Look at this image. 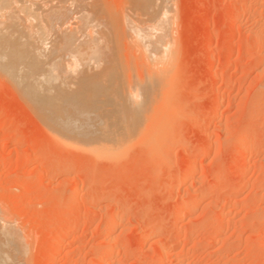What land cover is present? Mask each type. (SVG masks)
Returning a JSON list of instances; mask_svg holds the SVG:
<instances>
[{
    "label": "rangeland",
    "instance_id": "rangeland-1",
    "mask_svg": "<svg viewBox=\"0 0 264 264\" xmlns=\"http://www.w3.org/2000/svg\"><path fill=\"white\" fill-rule=\"evenodd\" d=\"M12 1L27 18L16 17V10L17 22L9 18L15 29L27 25L20 30L26 46L19 41L25 47L19 52L37 49L46 58L56 47L52 62L47 57L52 67L47 74L69 68L64 72H72L71 79L58 75L59 81L70 80L68 90H56L64 83H56L55 75L51 85L54 79L39 69L50 81L42 78L50 85H41L60 92V99L71 98L60 108L84 106L87 111L80 113L70 105L79 123L84 117L81 123L96 130L75 124L72 112L73 120L69 115L65 120L70 107L55 110L63 100L47 104L40 96L31 103L0 72V264H264V0H50V5L44 0L49 7L41 0ZM21 2L29 12L61 5L57 25L63 29L53 25L55 18L51 25L57 31L48 27L47 17V24L41 23L48 15L39 9L43 17L36 22L31 15L37 25L31 22ZM3 19L1 28L13 25ZM40 25L54 29L63 44H51L54 37L44 29L53 40L47 37L42 48L39 36L46 33ZM79 44V57L91 58L72 54ZM57 49L65 51L58 55ZM65 53L63 66L53 62L64 60ZM57 114L70 126L55 119ZM103 116L108 126L105 120L100 124ZM109 120L115 124L109 126ZM67 121L74 130L86 126V135L100 131L101 137L87 136L92 138L87 142L109 147L113 142L114 148L120 141L117 149L108 155L100 151L104 156L90 152V146L76 143L87 140L80 139L84 133L75 138ZM56 122L70 127L66 131L75 133L76 144L52 133L64 130ZM124 133L130 135L121 145Z\"/></svg>",
    "mask_w": 264,
    "mask_h": 264
},
{
    "label": "bare ground",
    "instance_id": "bare-ground-1",
    "mask_svg": "<svg viewBox=\"0 0 264 264\" xmlns=\"http://www.w3.org/2000/svg\"><path fill=\"white\" fill-rule=\"evenodd\" d=\"M16 1H17V0H16ZM19 1H20V0H19ZM31 1H32V4L35 3V2H33V1H35V0H31ZM41 1L44 2V0H41ZM58 1H59V0H58ZM61 1H62V0H61ZM139 1H140V0H139ZM152 1H154V0H152ZM37 2H38V0H37ZM49 2H50V0L48 1V3H49ZM51 2H54V0H52ZM56 2H57V1H55L54 4H56ZM63 2H64V0H63ZM140 2H142V1H140ZM143 2H144V1H143ZM143 2H142V3H143ZM149 2H151V0H150V1L148 0V1H147V3H149ZM162 2H163V1H162ZM16 3H17V2H14V1H12V0H0V12H1L0 16L3 17L4 19H7V18L9 19V18H11V17L14 18L15 15H16V14H14V11L16 10V9H15V8H16V6H15ZM44 3H45V2H44ZM48 3H47V4L45 3V4L48 5ZM58 3H59V2H57V4H58ZM145 3H146V2H145ZM155 3H156V1H155ZM13 4H14V5H13ZM21 4L25 5V3H22V2H21ZM32 4H31V5H32ZM39 4H40V3H36V6L39 5ZM45 4H44V5H45ZM65 4H66V1H65ZM18 5H20V4L18 3ZM18 5H17V6H18ZM44 5H43V7H44ZM49 5H50V3H49ZM49 5H48V7H49ZM63 5H64V4H63ZM153 5H154V4H153ZM13 6H15V7H13ZM26 6H27V7H26ZM53 6H54V5H53ZM59 6L61 7V5H59ZM20 7H22V9H21V8H20V9L23 11L24 6L20 5ZM48 7L45 6V8L47 9V11H44V10H46V9H44V10H43V9L40 10V8H38V9H39L40 12L43 14V16L46 14V15H48L49 17H52L53 14H55V13H53L54 11H51L52 9H53V10H54V9L57 10V13H56L57 15H58L59 12L61 13V14L58 15L57 19H56V16H57V15L55 14L56 16L54 15L53 18H49L48 16H44V19H45V21H44L43 18H41V17H43L42 14H39V10H38V9H35V10H37V11H35L36 13H35V12H32V11L29 12V8H30V6L27 5V4L25 5V9L27 8L26 10H27L28 12H27L26 10H25V12H27L26 14L29 13V14L27 15V17H29V16H31V15H32L33 17L36 15V17H37L38 15H41V17H39V16H38V17L41 18L42 20H40L38 17L35 18V19H34L32 16L29 17L28 19H30L31 22H32V21H33V22H35V21H36V22H39V20H40L41 23H42V21H43L44 24H47V22L50 21V22H48V27H50V26H51V27H54V26H55V27H57L58 29L61 28L60 25H59V27H58V25H57V24H58L57 21H60L59 19L61 18V15H62V17H63V14H62V7H61V8H60V7H59V8L57 7L60 11H59L58 9H56V7L52 8V6H51L50 9H49ZM64 7H65V6H64ZM66 7H67V6H66ZM76 7H77V6H76ZM149 7H150V6H149ZM161 7H162V6H161ZM7 8H8L9 10H6ZM63 9H65V8H63ZM75 9H76V8H75ZM3 10H4V12H2ZM85 10L87 11L86 8H85ZM16 11H17V15H16V17H17L18 15L21 14V11H20V10H16ZM63 11H64V10H63ZM18 12H20V14H18ZM31 12H32V14H30ZM87 12H88V11H87ZM49 13H50V14H49ZM13 14H14V15H13ZM26 14H25V15H26ZM51 14H52V15H51ZM64 14H65V13H64ZM12 15H13V16H12ZM87 15H88V14H87ZM59 16H60V18H59ZM64 16H65V15H64ZM1 17H0V18H1ZM16 17H15V18H16ZM18 17L21 18V19L23 18V20H25V18H24L25 16H24V15H23V17H21V15L18 16ZM46 17H47L48 21H47ZM75 17H76V16H74V18H75ZM80 17H81V16H80ZM87 17H88V16H87ZM3 18H2V19H3ZM15 18H14V19H15ZM32 18H33L35 21H34V20H31ZM54 18H55L56 22L54 21V22H55V23L53 24L54 26H52V25H51V24H52L51 21H53ZM76 18H77V17H76ZM82 18H83V17H82ZM82 18H80V19L82 20ZM151 18H152V17H151ZM2 19H0V21H1ZM4 19H3V21H4ZM37 19H39V20L37 21ZM52 19H53V20H52ZM68 19H69V18H68ZM68 19H66V20H68ZM85 19H87V18L84 17V19H83V20H84V24L86 23ZM9 20H10V19H9ZM15 20H16V22H17L18 19H15ZM23 20H22V21H23ZM70 20H73V19H70ZM76 20H77V19H76ZM83 20H82V21H83ZM163 20H164V19H163ZM19 21H20V19H19ZM19 21H18V23H19ZM22 21H21V22H22ZM26 21H27V18H26V20L23 21V22H26ZM68 21H69V20H68ZM77 21H78V20H77ZM149 21H150V20H149ZM16 22L13 23V22H11V20H10V23L13 24L12 26L15 25L14 27L9 26V23H7V24L5 23L6 25H3L4 27L1 28V24H0V72H1L2 74H3V73L6 74V76L9 77L10 80L12 79V80L15 82V85H17V87L13 84L14 82H13L12 84H13L16 88L19 87V90L22 91V93L24 94L23 96L26 97V98L29 99V100H32V101H30L31 103H33V101H34V99H36V97H40V96H42L41 99L43 98V99H42L43 102L45 101V102H47V104H52V102H53V104H55V105H57V103L59 104L58 101H59V100L61 101V100L65 99L67 96H66V94H64V95H65L64 98L60 99V97H61L62 95H60V97H59V93H60V92L58 93V91H60V90H61V92H63L64 90L67 91L68 89H66V87L68 88L69 85L67 86V85H65V84H66V83H69L70 80L65 81L66 83H64V82L61 81V80L59 81L58 78L61 79L62 76H61V78H60V76L58 77V75H59V74H60V75H63V74L66 73V72L69 74V72H68L69 68H67L66 70L60 68L61 70L59 69V71H57V70H53L54 73H55V72H57V73L60 72L59 74H56V73H55V75H57L56 83L58 82V83L62 84V82H63L65 86H64L63 84H62V85H63L64 87H62V85L57 84L60 88H59V89H58V88H55V89L58 90V91H56L55 89L52 90L53 88H49V89H48V88H47V89L44 88V87H43V86L45 85L44 82H46V85H48L49 83H47V82L49 81V79H50V80H51V79H54L53 77L55 76V75H53V77H50V75H48V74H50V73L47 74V72H48V71L50 72L49 67L52 68L50 65H48V63H49V60H48V59L51 57V54H54V50L56 49V47L54 46V47H55V48H54L53 45H52V47H53L52 50H51V48H49V49L51 50V52L47 54L48 56H46V58L44 57V55H42V54H45V55H46V53L40 52V51H38L37 49H36V53L33 52L34 50H26L27 53H20V52H19V49L24 47V46H22V45H25V44L23 43V40H22V39L26 38V37H25V33H23V34H24V36H23V34H21V32H23V31L20 32V30H22V29L24 30V29L27 27V25H26V27L23 26V27L20 28V29H19V28H18V29H15V27H16V28L18 27V25H16ZM31 22H30V23H31ZM36 22H35V23H36ZM79 22H80V21H79ZM153 22H154V21H153ZM162 22H163V21H162ZM41 23H40V24H41ZM157 23H159V21H158ZM24 24H25V23H24ZM38 24H39V23H38ZM49 24H50V25H49ZM55 24H56V25H55ZM77 24H78V23H77ZM79 24H80V23H79ZM84 24H83V26H84ZM87 24H88V22L86 23V26H88ZM20 25L22 26L23 23H19V27H20ZM31 25H32V24H31ZM36 25H37V23H36ZM36 25L34 24V26H36ZM8 26H9V27H8ZM32 26H33V25H32ZM34 26H33V27H34ZM40 26H42V25H40ZM131 26H132V25H131ZM131 26H130V28H131ZM144 26H146V25H144ZM160 26H161V25H160ZM43 27H44V26L40 27L41 29L39 28V30H40L42 33H44V32L46 33V31H49V30H50V34H51V35L48 34L49 32H47L46 34H48V35H46V34L44 35L46 38H47V37L49 38V35H50V36H53V37H54V35H56V33L54 34V32H53V30L55 29V27H54V29H49V30H47V29H48L47 26H46L45 28H43ZM138 27H139V26H138ZM142 27H143V26H142ZM8 28H9V29H8ZM10 28H11V29H10ZM28 28H29V26H28ZM28 28H27L26 30L29 32L28 35H30V31L28 30ZM34 28H35V27H34ZM46 28H47V29H46ZM57 28L55 29L56 31L58 30ZM144 28H145V27H144ZM44 29H46V31H44ZM61 29H63V28H61ZM150 29H151V28H150ZM9 30L14 31V32H11V31H10L11 34L13 33L12 35L8 33ZM16 30H17V32H19V33L21 34V36H20V34L15 33ZM26 30H25V31H26ZM30 30H31V29H30ZM34 30H36V29H34ZM39 30H36L35 33H33V31H31V32H32L33 34H35V36L38 37V36H39L38 34L41 35V32H39ZM51 30H52V33H53L54 35L51 33ZM75 30H76V29H75ZM37 31H38L39 33H38ZM43 31H44V32H43ZM64 31H65V30H64ZM72 31H73V30H72ZM76 31H79V33L81 32L80 29H79V30H76ZM130 31H131V30H130ZM58 32H59V31H58ZM58 32H57V33H58ZM60 32H61V31H60ZM90 32H91V31H90ZM14 33H15V34H18L19 37H18V36H15ZM37 33H38V34H37ZM62 33H64V32L62 31L61 34L59 33V35H62ZM70 33H71V32H70ZM74 33H75V31H74ZM76 33H78V32H76ZM36 34H37V35H36ZM80 34H81V33H80ZM162 34H163V33H162ZM28 35H27V39H26V40H30V39H31V37H28ZM70 35H71V34H70ZM72 35H74V34H72ZM77 35H78V34H77ZM159 35H160V34H159ZM11 36H15V38L12 37V38H14V40L11 38ZM22 36H23V37H22ZM30 36H32V35H30ZM44 36H43V34H42V37H41V36H39V37H40V38H44L45 41H43V39H41L42 42H38V41H40V40L37 39V38L35 39V37L32 38L31 41H32V42L34 41V42H33L34 44H38V43L42 44V46L39 45V44H38L37 46H41V47L43 48V46H44L43 44H45V42H47V44H48V41H47V40H49V39H50V40H51V39L53 40V37H50L49 39H48V38L45 39ZM56 36H58V35H56ZM135 36H136V35H135ZM17 37H18V38H17ZM32 37H33V36H32ZM62 37H63V35H62ZM65 37H67L66 39H67L68 41L71 40V39H69V38L71 37V36H69V34H68V35L66 34ZM73 37H74V36H73ZM73 37H72V41L75 39V37H74V38H73ZM86 37L88 38V36H85V39H86ZM142 37H144V36H142ZM145 37H147V38L149 37V39L151 38L150 36H146V34H145ZM160 37H161V35H160ZM16 38L19 39V40H17ZM20 38H21V39H20ZM59 38H60V37H59ZM59 38L57 39V37H54V40H53V41H50L51 44H53L52 42H56L57 40L60 41L61 44H63V43H62V40H60ZM90 38H91V40H92V35H91ZM93 38H94V37H93ZM152 38H153V37H152ZM63 39H65V38H63ZM81 39H82V38H81ZM83 39H84V38H83ZM85 39H84V40H85ZM139 39H140V38H139ZM21 40H22V45H21V43L19 42V41H21ZM36 40H37L38 43L36 42ZM89 40H90V39H89ZM89 40L86 39V41H89ZM158 40H159V39H158ZM68 41H67V42H68ZM86 41H85V42H86ZM94 41H96V39H95ZM154 41H155V40H154ZM18 42H19V43H18ZM32 42H31V43H32ZM63 42H65V40H64ZM72 43H76L75 40H74V42H72ZM72 43L70 42V44H69V43H67V44H68V46L70 47V46L72 45ZM86 43L88 44L89 42H86ZM49 44H50V43H49ZM27 45L30 46L31 44L29 43V44H27ZM65 45H66V44H65ZM154 45H155V44H154ZM156 45H157V44H156ZM25 46H26V45H25ZM28 46H27V47H28ZM33 46H34V45L32 44V47H33ZM49 46L51 47V45H49ZM78 46H80V44L77 45V46L73 45V48L71 47V51H72L73 53H72V52H71V53L74 54V55H77V53H78V55H77L78 58L82 57L81 59H83V57L85 56L84 54H83V56H80V57H79V55H80L79 52H82L83 48H82V50H81V49H80L81 47H78ZM152 46H153V45H152ZM35 47H36V46H35ZM35 47H34V48H35ZM45 47H47V46H45ZM45 47H44V48H45ZM57 47H58V46H57ZM76 47H78L79 49H77ZM24 48H25V47H24ZM74 48L77 49V50H79V51H77V50L75 51ZM45 49H46V48H45ZM53 49H54V50H53ZM69 49H70V48H69ZM72 49H74V51H73ZM61 50H62V49H61ZM67 50H68V49H67ZM98 50H99V49H98ZM98 50H97V51H98ZM160 50H161V49H160ZM37 51H38V52H37ZM52 51H53V52H52ZM58 51H60V50L57 49L55 53L58 54V53H59ZM62 51H65V49H63ZM62 51H61V53H62ZM99 51H100V50H99ZM76 52H77V53H76ZM94 52H95V51H94ZM41 53H42V54H41ZM61 53H59V54H61ZM82 53H83V52H82ZM92 53H93V52H92ZM161 53H162V52H161ZM59 54H58V55H59ZM65 54H66V55L64 56V60L62 59L63 57L61 58V57L58 56L59 59H58V58L56 59V58H54V56L52 55V58H53V59H56V60H53V62H54V61H59V60H60V61H59V62H60V66H63L64 62L62 63V61H65L66 59H68L67 57L69 56L67 53H65ZM98 54H99V52H98ZM158 54H159V52H158ZM87 55H88V54H86V56H87ZM91 55H92V54H90V55H88V56H90V58H91ZM99 55H100V54H99ZM40 56H41L42 58H44V60H46L47 65H48V66H47L48 68H47L46 66L41 65V64L43 63V61L41 62V60H40ZM49 56H50V57H49ZM60 56H61V55H60ZM86 56H85L84 59H83L84 61H85L86 58L88 57V56H87V57H86ZM47 57H48V59H47ZM60 58H61V59H60ZM90 58H89V60H91ZM42 60H43V59H42ZM51 60H52V59L50 58V62H52ZM89 60H87V62H88ZM81 61H82V60H81ZM98 61H99V60H98ZM94 62H95V61H94ZM44 63H45V61H44ZM56 63H57V64H56ZM56 63H54V64H56V68H57V65H59V64H58V62H56ZM83 63H84V62H83ZM49 64H50V63H49ZM78 64L80 65V63H78ZM79 65H78V66H79ZM85 65H86V64H85ZM85 65L83 64L82 68L85 67ZM96 65H97V64H96ZM42 66L45 67V68L48 69V70L46 71V69L43 68ZM53 66H54V65H53ZM88 66L90 67L91 65L89 64ZM69 67H70V66H69ZM29 68H30V72H29V70H28ZM33 68H34V70L37 69V71H35L36 73H33V74H37V73L41 74V72H42V74H43V72L45 71V72H46L45 74H47V76H48L49 79H48L46 76H45V78H44V76H42V78L45 79V80H46V78H47L48 81H43V79L41 78V76H39V74L34 75V76L32 75L33 77H32V76H29V77H28V75H29L30 73H32V69H33ZM53 68H54V67H53ZM65 68H66V67H65ZM73 68H74V67H73ZM73 68H72V69H73ZM77 68H78V67H76L75 69L77 70ZM85 68H86V67H85ZM39 69H41V72H39V71H40ZM54 69H55V68H54ZM87 69H88V68H87ZM92 69H94V68H92ZM38 70H39V71H38ZM51 70H52V69H51ZM62 70H63V71H62ZM64 71H66V72H64ZM72 71L75 72L74 69H73ZM80 71H82V70H80ZM33 72H34V71H33ZM61 72H62V73H61ZM63 72H64V73H63ZM70 72H71V71H70ZM83 72H84V71H83ZM91 72H92V70H91ZM67 73L64 74L65 76H63L64 79H62V80H67V79H65L66 77L69 76ZM4 74H3V75H4ZM42 74H41V75H42ZM45 74H44V75H45ZM72 74H73V73L71 72L70 76H71ZM76 74H77V73H76ZM78 74H80V73L78 72ZM84 74H85V73H84ZM82 75H83V74H82ZM85 75H86V74H85ZM37 76H39V77L42 79L41 82H40V78H37ZM70 76L68 77L69 79H71ZM76 76H77V75H76ZM89 76H90V75H89ZM71 77H73V76H71ZM84 77H86V76H84ZM78 78H79V77H78ZM55 79H56V77H55ZM55 79L52 80L51 82L49 81L50 84H51L52 82H55ZM93 79H94V78H93ZM78 80H79V79H78ZM74 81H75V79H74ZM74 81H73V82H74ZM89 81H90V80H89ZM10 82H11V81H10ZM41 83H44V85H41ZM75 83H76V82H75ZM87 83H88V82H87ZM50 84H49V85H50ZM71 84H72V86H73V83H72V82H71ZM89 84H90V82H89ZM51 85H53V84H51ZM81 85H82V84H81ZM81 85H80V86H81ZM83 85H84V84H83ZM77 87H79V86H77ZM61 88H65V89H61ZM88 89H89V88H88ZM90 90H91V89H90ZM51 91H52V92H53V91H54V92H57V93H53L54 96H57V95H58L57 98L54 97V96H51V95L49 94V93H52ZM74 91H75V90H74ZM85 91H86V89H85ZM42 92H43V93H42ZM86 92H88V90H87ZM86 92H85V93H86ZM22 93H21V94H22ZM73 93H74V92H73ZM89 93H90V92H89ZM98 93H99V92H98ZM41 94H42V95H41ZM56 94H57V95H56ZM61 94H63V93H61ZM77 94H78V93L75 92L73 97H75ZM79 95H80V94H78V96H79ZM84 98H87L88 101H89V99H90L91 97L88 98V97L86 96V97H84ZM41 99H39V102H40ZM66 99H67V100H65V102H66V101H67V103H70V102H71V101H70L71 98L68 99V97H67ZM42 100H41V101H42ZM85 100H86V99H85ZM92 100H94V99H92ZM97 100H98V99H97ZM110 100H111V99H110ZM113 100H114V99H113ZM68 101H69V102H68ZM74 101H76V100H74ZM94 101H95V100H94ZM115 101H117V100H115ZM115 101H114V104H115ZM34 102H35V101H34ZM63 102H64V100L61 101L62 104L60 103V104L58 105L59 107H57L58 109H55V110H60V109H62V110L60 111V112H62V111L65 110L67 107H70V112H69V114H68V113H67V114H64V116H66V117H64V116L61 115L62 117H64V119L67 118L68 115L70 116L71 112L73 111V110H72L73 108L76 109V110H78V112L81 111L80 108H81L82 106H80V107L77 106V108H76V107H73L72 104H70V105H72L73 108H71L70 105H69V106H68V105H67V106L65 105L66 107H65L64 109H63V107L60 108L61 105L63 106L64 104H66V103L63 104ZM86 102H87V101H86ZM71 103H72V102H71ZM76 103L79 104L78 101H76ZM87 103H88V102H87ZM90 103H91V102H90ZM92 103H93V102H92ZM109 103H110V102H109ZM116 103H117V102H116ZM121 103H122V102H121ZM41 104H42V106H43V103H41ZM117 104H118V103H117ZM55 105H53L54 107H53V106H52V107H53V108H56ZM80 105H81V104H80ZM33 106H34V105H33ZM35 106H36V105H35ZM40 106H41V105H40ZM44 106H45V105H44ZM46 106H47V107H51V106H48V105H46ZM104 106H106V103H105ZM124 106H125V105H124ZM95 107H99L98 104H97V106H95ZM101 107H102V106H101ZM115 107H116V106H115ZM35 108H36V110H39L37 107H35ZM53 108H50V109H53ZM78 108H79V109H78ZM83 108L85 109L84 106H83ZM83 108H82V109H83ZM103 108H104V107H103ZM45 109H46V108H45ZM50 109H48V110H50ZM84 109H83V110H84ZM117 109H118V108H117ZM125 109H127V108H125ZM53 110H54V109H53ZM55 110H54V111H55ZM83 110L81 111L82 113L87 111L86 109H85L86 111H83ZM106 110H108V111L110 110V112L112 111L111 113H113V114H112L113 116L116 115L115 113H116L117 111L113 112V110L108 109V108H106ZM114 110H116V109H114ZM65 111H66V110H65ZM74 111H75V110H74ZM40 112H41V111H40ZM40 112H39V113H40ZM51 112H52V111H51ZM76 112H77V111H76ZM78 112H77V113H78ZM81 112H80V113H81ZM88 112H89V110H88ZM88 112H87V113H88ZM94 112H96V113L98 114V111H97V110L94 111ZM94 112H93V113H94ZM110 112H109V114H111ZM41 113H42V112H41ZM47 113H48V112H47ZM65 113H66V112H65ZM80 113H79V114H80ZM117 113H118V112H117ZM119 113H120V112H119ZM44 114H45V113H44ZM54 114H55V113L53 112V115H54ZM84 114H85V113H84ZM97 114H96V115H97ZM99 114H100V112H99ZM125 114H126V113H125ZM42 115H43V114H42ZM45 115H46V114H45ZM45 115H43V116H45ZM47 115L50 117L52 114L50 113V115H49V114H47ZM72 115H74V116L76 115L75 117H73V119H75V118L78 119V117H79V115L77 116V114H76V113L73 114V112H72ZM100 115H101V114H100ZM102 115H103V113H102ZM118 115H120V114H117V118H121V117L118 116ZM58 116H60V115L57 114V115H56L57 118H55V119L59 120L62 124H63V123L66 124V122H65L66 119L62 122L61 119H63V118L60 117L61 119H58V118H59ZM69 116H68V118H69L68 121H70V118L72 119V116H70V117H69ZM80 116H81V114H80ZM84 116H85V115H84ZM98 116H99V115H98ZM54 117H55V115H54ZM91 117H92V116H91ZM100 117H101V116H100ZM134 117L136 118V116H134ZM45 118L47 119V122H48V117H45ZM51 118H53V117H51ZM82 118H84V117H82ZM82 118H81V119H82ZM85 118H86V117H85ZM102 118H104V119H101V118H100V121H101V120H105V121H104V126H105L106 123L108 124V122H107L106 119H105V118H107V117H104V116H103ZM46 119H45V120H46ZM55 119H52V121L50 120V122H52V124H53V120H54V122H55ZM73 119H72V120H73ZM76 119H75L74 121H76ZM81 119H80V123H81ZM88 119H90L89 115H88ZM93 119H94V118H93ZM108 119H109V118H108ZM128 119H129V118H128ZM72 120H71V121H72ZM85 120H86V119H83L82 122L85 121ZM96 120H97V118H96L95 120H93V121L96 123ZM120 120H122V119H120ZM124 120H125V119H124ZM134 120H135V119H134ZM68 121H67V123L70 124L71 122H68ZM87 121L91 123L92 119H91V120H87ZM98 121H99V119L97 120V122H98ZM109 121H111V120H109ZM128 121H129V120H128ZM128 121H127V122H128ZM131 121H132V119H131ZM50 122H48V123H50ZM121 122H123V121H121ZM121 122H120V123H121ZM124 122H125V121H124ZM124 122H123V123H124ZM56 123H57V122H56ZM61 123H59V124L57 123L58 125H56V126H57V127H58V126L61 127V126H62ZM78 123H79V119H78V122H76L75 124L78 125ZM80 123H79V124H80ZM83 123H84V122H83ZM83 123H81V124L83 125ZM95 123H93V124L95 125ZM110 123H111V124H110L109 126H112V123H114V122L111 121ZM118 123H119V122H118ZM86 124H87V123H86ZM86 124L84 123V125H86ZM96 124H97V123H96ZM100 124H102V121H101ZM100 124H99V122H98V125H99V126H101ZM107 124H106V125H107ZM114 124H115V123H114ZM130 124H132V123H130ZM136 124H137V123H136ZM48 125L51 126L50 124H48ZM63 125H64V124H63ZM66 125H67V124H66ZM82 125H80V126H82ZM84 125H83V126H84ZM88 125H89V123H88ZM88 125H86V126H88ZM94 125H93V126H94ZM98 125H96L97 129H98V130H102V131L105 132V129H106L107 127L102 126V129H100L101 127L99 128ZM116 125H117V124H116ZM67 126H70V125H67ZM67 126H66V128H67ZM75 126H76V125H75ZM75 126L73 125L74 128H75ZM83 126H82V127H83ZM86 126L84 127L85 129L82 128V129H84V131L80 130L81 128L78 129V128H79V126H78V128H77L78 131H77V130H74V129H73V127H72V123H71V128H72V130H73L76 134L79 133V131H82L83 133H84V132L86 133L88 130L90 131V129H92V128L95 127V126L92 127V123H91V125H89V126H91V127L88 126V128H87L88 130L86 131ZM107 126H108V125H107ZM119 126H120V125H119ZM135 126H136V125H135ZM76 127H77V126H76ZM103 127H104L105 129H103ZM122 127H123V125H122ZM89 128H90V129H89ZM53 129L55 130L54 127H53ZM58 129H59V130L64 129V130H62V131H64V133H66V135H65L62 131H61V133H55V131H56V130H55V131L52 132V133H53L56 137L62 138V139L65 140L67 143H70V142L72 141L71 143L74 142V144H76V143H77V144L81 143V144H83V145L86 144V146L88 145V149H89V146H90V148H91V151H90V152H92V151H94V152H99V153H98V154H99L98 156L101 155V154H100V151L103 152V153H106V154H107V152L112 151V149H113V151H114L115 149H117V148H115V146L117 145L118 142H120V141H118L119 139L117 140V138H118V137H117L116 140H117L118 142H117V143L115 142L116 144L114 143V145H115V146H113L114 148H111V146L113 145V144H112L113 142L110 144V145H111L110 147H109L108 145H107V146H106V145L104 146L105 143L103 144L102 142H99V143H98L99 145L94 144V142H91V143L87 142L88 139H92L91 137L88 138L90 135H91V136H93V135L96 136L97 133L100 132V131L97 130V131H98L97 133H94V132H95V131H94V132H92V134L90 133V135H86V134L84 133L85 136H84L82 133H81V134L79 133L80 136L82 135L81 138H80L79 134H77V136H78V137H77V136L75 135V133H74L73 135H75L74 137L77 138V139H78V138H80V139H82V140H83V138H84V140L87 139L85 142H81V141L79 142V140H78V142L75 143V140H72V136H73V135H72V133H73L72 130L69 131V132H67V131L70 129V127H68V130L66 129L67 131L65 130V128H64L63 126L61 127V129H60V128H58ZM58 129H57V131H58ZM113 129H114V128H113ZM118 129H119V128H118ZM94 130H96V128H94ZM106 130H107V129H106ZM108 130H109V129H108ZM110 130H111V128H110ZM136 130H137V129H136ZM52 131H53V130H52ZM89 131H88V132H89ZM92 131H93V129H92ZM102 131H101V132H102ZM112 131H114V130H112ZM58 132H60V131H58ZM70 132H72V133H70ZM126 132H127V131H126ZM69 133H70L71 136L68 137V134H69ZM93 133H94V134H93ZM112 133H114V132H112ZM112 133H111V134H112ZM105 134H106V133H105ZM107 134H110L109 131H108ZM107 134H106V135H107ZM125 134H126V133H124V134L122 135L121 139L124 137ZM128 134H129V133H128ZM128 134H127V136L125 135L126 138L128 137ZM63 135H64V136H63ZM100 135H102V134L100 133V134L97 135V136H98V137H101ZM118 135H119V134H118ZM129 135H130V134H129ZM135 135H136V134H135ZM87 136H88V137H87ZM95 136H93V137H95ZM103 136H104L103 138L107 139V142H108V141L111 142V141H110V137H111V136H110V137H107V136L104 135V133H103ZM113 136H114V134H113ZM64 137H65V138H64ZM70 137H71V138H70ZM82 137H83V138H82ZM125 137H124V138H125ZM66 138H67V139H66ZM70 139H71V140H70ZM77 139H76V140H77ZM95 139H97V138L95 137ZM100 139H101V138H100ZM113 139H115V138H112V140H113ZM121 139H120V140H121ZM132 139H133V138H132ZM122 140H124V141L121 142V143H122L121 145H123V143L125 142V139H122ZM122 140H121V141H122ZM105 141H106V140H105ZM105 141H103V142H105ZM114 141H115V140H114ZM130 141H131V140H129L128 142H130ZM109 142H108V143H109ZM64 143H65V142H64ZM106 144H107V143H106ZM126 144L128 145V143H126ZM119 145H120V144H119ZM72 147H73V146H72ZM77 147H78V146H77ZM121 147H122V146H121ZM121 147H118V148H121ZM125 147H126V145H125ZM123 148H124V147H123ZM123 148H122L121 150H123ZM86 149H87V148H86ZM84 150H85V149H84ZM121 150H120V151H121ZM88 151H89V150H88ZM118 151H119V150H118ZM94 152H93V153H94ZM114 152H115V151H114ZM114 152H113V153H114ZM113 153H111V155H112ZM116 153H118V152L116 151ZM95 154H96V153H95ZM106 154H105V156H106ZM108 154H110V152H109ZM108 154H107V155H108ZM114 154H115V153H114ZM101 156H104V155H101Z\"/></svg>",
    "mask_w": 264,
    "mask_h": 264
}]
</instances>
